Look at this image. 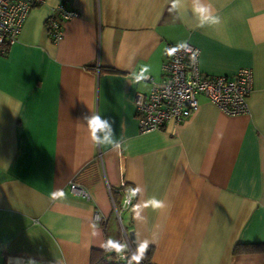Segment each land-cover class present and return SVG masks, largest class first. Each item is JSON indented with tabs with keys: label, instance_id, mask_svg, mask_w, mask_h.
<instances>
[{
	"label": "crops",
	"instance_id": "crops-1",
	"mask_svg": "<svg viewBox=\"0 0 264 264\" xmlns=\"http://www.w3.org/2000/svg\"><path fill=\"white\" fill-rule=\"evenodd\" d=\"M61 2L78 16L54 42L45 19ZM198 3L221 23L198 27ZM170 9L171 0L31 8L0 55V264H90L93 250L120 243L106 184L119 207L131 193L122 220L137 245L149 241L153 264H264V250L234 252L264 245V0ZM185 42L206 74L253 70L249 112L228 115L200 95L182 123L142 133L134 96L150 91L148 76L161 79L165 45ZM92 114L115 121L119 149L93 144L83 119ZM73 180L88 199L70 191ZM56 191L64 197L52 199ZM152 197L166 207H142Z\"/></svg>",
	"mask_w": 264,
	"mask_h": 264
},
{
	"label": "built area",
	"instance_id": "built-area-1",
	"mask_svg": "<svg viewBox=\"0 0 264 264\" xmlns=\"http://www.w3.org/2000/svg\"><path fill=\"white\" fill-rule=\"evenodd\" d=\"M42 4L44 0H0V55L16 41L31 8ZM76 16V9L68 8L62 2L55 5L45 19L50 39L59 41L62 38L63 21ZM185 43L187 46L183 48L165 45L161 79L154 81L148 76L147 79L152 83L150 91L147 94L137 92L134 96L138 128L142 133L163 129L167 123H182L198 109L200 95L228 115L249 112L247 99L252 91L253 70L241 67L230 75L206 74L199 66V48ZM173 48L177 50L169 55L168 50ZM69 187L73 194L89 198V192L79 182L73 180ZM106 188L121 230V242L116 244L113 251L117 259L124 260L127 255L133 257V252L118 209L131 206L133 197L128 190H124L119 207L113 199L112 188L108 184ZM124 244L127 245L126 249L123 248Z\"/></svg>",
	"mask_w": 264,
	"mask_h": 264
},
{
	"label": "clouds",
	"instance_id": "clouds-1",
	"mask_svg": "<svg viewBox=\"0 0 264 264\" xmlns=\"http://www.w3.org/2000/svg\"><path fill=\"white\" fill-rule=\"evenodd\" d=\"M180 0H171V9L177 11ZM194 15L198 19V27L203 28L205 25H219L221 23V18L219 15L214 14V10L211 4L198 3V5L194 8ZM186 43H181L178 45V48L186 47ZM177 49H169L168 54L171 55ZM143 75H138L135 77L136 81L139 82L141 79H144ZM86 121L87 129L89 130L91 140L93 144L100 148H112L119 149L121 144L116 139V134L114 132V123L115 121L111 118H105L100 114H92L90 116H85L83 118ZM100 132L102 135H97ZM140 188H136L133 190V194L140 192ZM63 191H56L51 193L52 199H57L60 197H64ZM151 206L153 209H163L166 207L165 202L157 199L156 197L150 198L147 202L143 204L142 207ZM140 205L136 206V218L142 219L140 216V211L142 210ZM149 244L148 240H145L141 246L140 251L143 253L144 250L147 249ZM142 256H135L137 264H139V260Z\"/></svg>",
	"mask_w": 264,
	"mask_h": 264
},
{
	"label": "trees",
	"instance_id": "trees-1",
	"mask_svg": "<svg viewBox=\"0 0 264 264\" xmlns=\"http://www.w3.org/2000/svg\"><path fill=\"white\" fill-rule=\"evenodd\" d=\"M112 194L114 197L113 192ZM124 229L126 230V232L129 231L125 227ZM140 246L141 245L136 244L135 247H132L133 257L131 255H127V257L124 260L117 259L116 254L113 251L114 247L111 249L93 250L91 254L90 264H137L134 257L138 255L142 256V258L139 260V264H153L151 260L152 253H153V247L148 246L147 249L144 250L143 253H141ZM259 250H264V245L262 244H248V245L241 244V245H237L234 248V252H239V251L253 252V251H259Z\"/></svg>",
	"mask_w": 264,
	"mask_h": 264
},
{
	"label": "water",
	"instance_id": "water-1",
	"mask_svg": "<svg viewBox=\"0 0 264 264\" xmlns=\"http://www.w3.org/2000/svg\"><path fill=\"white\" fill-rule=\"evenodd\" d=\"M127 235H128V239H129V242L131 244V247H135L136 246V240L134 237V232L132 230H129L127 232Z\"/></svg>",
	"mask_w": 264,
	"mask_h": 264
},
{
	"label": "rangeland",
	"instance_id": "rangeland-1",
	"mask_svg": "<svg viewBox=\"0 0 264 264\" xmlns=\"http://www.w3.org/2000/svg\"><path fill=\"white\" fill-rule=\"evenodd\" d=\"M117 208H119L118 206H117ZM119 210V215H120V218H121V223H122V225L126 228V225H125V223H124V220H122L123 219V210L122 209H118Z\"/></svg>",
	"mask_w": 264,
	"mask_h": 264
}]
</instances>
